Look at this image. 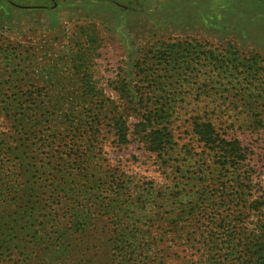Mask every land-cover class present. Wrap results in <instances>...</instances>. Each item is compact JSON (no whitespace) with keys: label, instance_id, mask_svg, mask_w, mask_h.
<instances>
[{"label":"rangeland","instance_id":"374dc122","mask_svg":"<svg viewBox=\"0 0 264 264\" xmlns=\"http://www.w3.org/2000/svg\"><path fill=\"white\" fill-rule=\"evenodd\" d=\"M210 216L262 255L264 0H0V264H194Z\"/></svg>","mask_w":264,"mask_h":264},{"label":"trees","instance_id":"16d2710c","mask_svg":"<svg viewBox=\"0 0 264 264\" xmlns=\"http://www.w3.org/2000/svg\"><path fill=\"white\" fill-rule=\"evenodd\" d=\"M151 122V119H148L146 121H144V124H142L141 126L144 128H147L149 123ZM193 135H195V137L198 138L199 142H203L205 143V145H215L216 142H218V146L217 148H221L219 149L220 152H222V157L223 158H227L230 157L228 155L231 154L232 156V152L235 151V149H230L227 150V147H230V144L227 143L226 141L222 140V141H218V135L215 132V124L211 119H207V118H199L196 119V121H194L193 123ZM149 133L147 135V138L150 137V143H148L147 147L148 149L155 153V152H160L162 150H164V142H165V137L168 136V134H165L166 129L162 128L161 129H155V127H150L149 128ZM125 138V137H124ZM126 140V138L124 139ZM233 159H235V156H232ZM227 162V160H226ZM229 162V160H228ZM215 222H220V221H216L215 218L212 216H210L202 225L201 227L204 228V232H206V236L209 239V242L212 243L214 245V248H212L211 246H206L204 249H202L199 258L200 260L196 259V262L194 264H222L221 261V256L222 253H224V250L227 248L232 247L233 245V241L229 244L228 241V236L225 237V239H221L218 237H213L214 235V228L216 227V230H220L222 227L221 224H216ZM88 244V242H87ZM94 242L93 243H89V246L94 247ZM188 243H184L182 242V246H188ZM264 243H261L259 246H264ZM234 249V248H233ZM261 250L257 249L256 253L258 254V259L256 261H253V258L251 259V261L249 262H253V264H263L260 263L261 260H264V252L262 253V255L259 253ZM62 264H88V262L86 261V257L81 256L79 259H76L73 255H71L70 253H68V255H66L64 258H62Z\"/></svg>","mask_w":264,"mask_h":264}]
</instances>
